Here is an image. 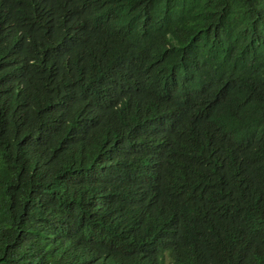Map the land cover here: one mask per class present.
<instances>
[{"label":"trees","instance_id":"trees-1","mask_svg":"<svg viewBox=\"0 0 264 264\" xmlns=\"http://www.w3.org/2000/svg\"><path fill=\"white\" fill-rule=\"evenodd\" d=\"M0 264H264V0H0Z\"/></svg>","mask_w":264,"mask_h":264}]
</instances>
